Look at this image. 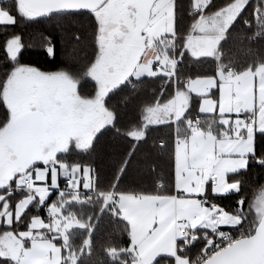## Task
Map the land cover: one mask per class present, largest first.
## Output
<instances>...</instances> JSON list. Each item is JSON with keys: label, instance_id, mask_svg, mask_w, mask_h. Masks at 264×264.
<instances>
[{"label": "snow or ice", "instance_id": "obj_1", "mask_svg": "<svg viewBox=\"0 0 264 264\" xmlns=\"http://www.w3.org/2000/svg\"><path fill=\"white\" fill-rule=\"evenodd\" d=\"M46 22L86 42L76 66L25 62ZM0 28V264H95L106 220L126 239L100 264H264V185L249 199L245 179L264 173V0H0ZM40 37L54 61L56 29ZM146 87L133 123L113 99ZM105 148L108 182L86 159ZM150 150L171 180L123 186Z\"/></svg>", "mask_w": 264, "mask_h": 264}, {"label": "trees", "instance_id": "obj_2", "mask_svg": "<svg viewBox=\"0 0 264 264\" xmlns=\"http://www.w3.org/2000/svg\"><path fill=\"white\" fill-rule=\"evenodd\" d=\"M217 2L219 3L221 0H217ZM21 28H24V26H19L16 30H20ZM46 29L49 31L56 29L57 31L58 38L56 41V56L54 61H50V59L44 54L43 50L39 48V45L42 43L40 33L45 32ZM2 31L3 29L0 28V32ZM24 35L26 43H32L36 45V47L29 48L25 52V62H34L37 65H42L44 67L51 68L53 64L57 66L68 67H73L72 65L76 66L85 51H87L86 44H82V46L77 48V50L71 46L72 44H75L72 40H70L67 45L65 41L60 38L59 29L55 25V22H46L43 25L29 26L24 28ZM71 49L74 50L76 57L74 54L69 52ZM232 54L238 60H244L248 58L245 55L244 47L240 45L232 47ZM72 56H74V62L71 60V58H73ZM195 67L202 70H207L209 68L208 65H199ZM150 93L151 88L146 87L141 93L137 94V96L128 100H125V96L128 95V93H123L120 96L115 97L114 103L117 106L119 105V108H121L128 120L136 123L142 118L141 109L146 103V99L148 100ZM170 136V129L164 127L154 128L150 131L149 145H151L153 142L158 144L161 140H169ZM120 150L121 149L113 150L112 148H105L98 154L86 158L87 160H91L93 162L104 182H108L112 179L117 161L119 159L117 153ZM153 164L156 166L155 170L152 168ZM170 164V156L167 153L160 155L158 151L150 150L147 156H145L143 153L138 154L127 177L124 180L123 186L143 190H153L158 181L163 180L167 183L171 180ZM245 179L248 181L246 187L248 197L249 199H253L260 193V185L264 183V173L258 170H253L252 173ZM222 203L225 205H230L231 201L224 200ZM122 227L123 225L116 221L106 220L104 222L102 229L95 237L97 242L96 255L93 257L95 264H100V259L103 258V253L100 250L101 244L106 243L109 239H126L125 236L121 235ZM80 240L81 236L79 234L74 236L75 243H80Z\"/></svg>", "mask_w": 264, "mask_h": 264}, {"label": "rangeland", "instance_id": "obj_3", "mask_svg": "<svg viewBox=\"0 0 264 264\" xmlns=\"http://www.w3.org/2000/svg\"><path fill=\"white\" fill-rule=\"evenodd\" d=\"M50 27V26H49ZM65 41V43L68 45V42L70 41V39H65L64 40ZM82 44H86V42L85 43H82ZM82 44H80L79 46L78 45H76V44H72L71 46L73 47V48H75L76 50H77V48H80V46H82ZM69 51V50H68ZM69 52H71V54H74V50H72L71 49V51H69ZM74 56L76 57V54H74ZM74 56H72L73 58H71V60L74 62L75 60H74ZM72 65V64H71ZM72 66H74V65H72ZM152 99V97H151V93L149 94V97H148V100L146 99V102H148V101H150ZM114 101H113V103L115 102V98L113 99ZM118 107H119V105H118ZM130 108V107H129ZM127 110H128V108H127ZM262 185H264V183L262 184ZM260 187H261V185H260ZM259 195V194H258Z\"/></svg>", "mask_w": 264, "mask_h": 264}]
</instances>
